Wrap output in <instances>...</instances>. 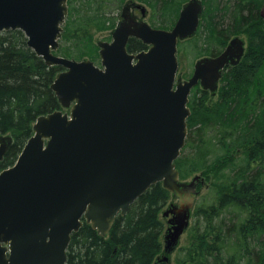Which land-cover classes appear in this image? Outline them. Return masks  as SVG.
<instances>
[{
	"label": "water",
	"instance_id": "water-1",
	"mask_svg": "<svg viewBox=\"0 0 264 264\" xmlns=\"http://www.w3.org/2000/svg\"><path fill=\"white\" fill-rule=\"evenodd\" d=\"M128 3L112 40L99 41L101 66L56 54L68 0H0V31L20 29L47 65H60L51 88L62 107L41 115L15 165L0 171V264H67L72 234L85 219L106 236L118 214L153 184L178 198L165 249L190 224L197 179H181L175 160L188 136L192 88L212 91L223 69L237 64L244 43L234 37L218 56H205L189 79L177 78L178 44L198 32L204 5L188 0L171 29L138 20ZM131 37L149 46L131 52ZM13 137L0 134V161ZM167 260V257H165Z\"/></svg>",
	"mask_w": 264,
	"mask_h": 264
},
{
	"label": "trees",
	"instance_id": "trees-1",
	"mask_svg": "<svg viewBox=\"0 0 264 264\" xmlns=\"http://www.w3.org/2000/svg\"><path fill=\"white\" fill-rule=\"evenodd\" d=\"M80 1L78 10L69 0L62 40L72 42L57 53L82 59L96 54L95 26L114 28L104 8L115 0ZM141 1L162 18H176L183 4ZM204 1L209 17L192 39H199L201 50L217 55L233 35L256 27H262L264 43V0ZM146 48L140 39L129 42L130 51ZM256 55V62L245 55L238 65L228 66L213 104H205V91L196 100L195 89L190 98L189 135L177 167L184 179L198 169L217 176L212 201L201 203L195 212V242L185 247L196 264H264V48ZM62 69L47 65L28 46L22 30L0 32V134L14 137L0 168L15 163L36 119L60 108L51 85ZM170 194L161 182L152 185L125 215L117 216L105 237L85 222L72 235L67 264H154L163 248L160 211Z\"/></svg>",
	"mask_w": 264,
	"mask_h": 264
},
{
	"label": "rangeland",
	"instance_id": "rangeland-1",
	"mask_svg": "<svg viewBox=\"0 0 264 264\" xmlns=\"http://www.w3.org/2000/svg\"><path fill=\"white\" fill-rule=\"evenodd\" d=\"M74 1H75L74 5L76 9L78 10L82 9L81 8L82 2L80 0H74ZM130 1L131 0H124V1L115 0L114 4H109V5L105 4L106 7L104 8V10L106 11L107 17H109L110 19V22H108L109 24L114 23L115 26L119 24V22L122 20V16H121L122 8L125 4L129 3ZM133 1L142 3L147 7V13L144 17L141 15V11L139 9H137V12L139 13V17L141 19L148 21L153 27L170 29L174 26L175 22L178 19L179 15L176 18L173 17L172 15L167 16L166 18H162L161 16L157 15L155 9L151 7L147 2L141 1V0H133ZM182 2L184 3L185 0L181 1V3ZM205 2L206 1L203 0L204 5H205ZM205 6L207 7V4ZM206 7H205V10H206ZM208 14L209 12L207 10L204 11L202 23L203 21L204 22L206 21V17H209ZM262 14L264 16V6L262 7ZM74 18L75 17H73V20ZM67 19H68V16H67ZM113 29L114 28H108V29L106 28V29L99 30L95 26L91 32H93V43L97 46L96 54L94 57L85 56L82 59H91L97 65L101 66V56L99 53L100 46L98 43L101 40H111L112 38L111 32ZM236 35L240 36V38L243 39L245 42V55H248L247 57L252 59V63L256 62L255 61L256 56H257L256 54H260L261 48L262 50L264 48L263 47L264 43L262 40V36H263L262 27H259V28L256 27L254 29L250 28L246 32L235 34L232 37ZM71 42H72L71 40L70 41L62 40L61 38L60 46L64 47L66 45H71ZM198 43L199 45H197ZM200 45H201V42H199L198 38L197 40H192L188 38L186 40H183L182 42L180 41L179 46H178V58H179L178 77L181 76L184 79L189 78L192 72L194 71L196 61L203 56H211V54H209L208 52H204L203 50H201ZM212 45L216 46V44H212ZM213 46H211L210 48H213ZM58 54L61 55V53H58ZM64 57L82 60V59L76 58L75 56H64ZM248 62L250 63L251 61L248 60ZM201 92H202V89H199L198 91H196V95H195L196 100H199L201 97L205 96V95H202ZM206 97H205L206 99L204 100V102L208 106V104H213L215 100H218L219 94L212 93L210 91ZM67 111L69 110H67V108L66 109L64 108V112H67ZM188 150L189 149L187 148L186 152ZM207 171L205 169H202V170L198 169L197 172H194L193 174L189 175L188 177L184 179L185 181H191L194 177H198L197 179L198 194L196 195V208L193 209L192 211L190 224L185 229L182 236L180 237L179 244L171 252H168L165 250V240H166L165 235L167 233V229L170 224L168 223L169 218L164 216L163 212L171 206L172 202H176V198H174L173 195L170 194L169 200L167 201L165 206L161 209L160 219L162 220L164 224V231L161 235L163 248L161 252L159 253V255L156 257L154 264H196V262H192L188 254L185 253V247H189L195 242L196 234L194 231V227H195V221L197 219V217L195 216V212L200 207L201 203L211 202L212 197L214 195L215 190L213 187V182L216 180L217 176L214 175L212 172H209V171L207 172ZM165 257H167V261H164Z\"/></svg>",
	"mask_w": 264,
	"mask_h": 264
},
{
	"label": "flooded vegetation",
	"instance_id": "flooded-vegetation-1",
	"mask_svg": "<svg viewBox=\"0 0 264 264\" xmlns=\"http://www.w3.org/2000/svg\"><path fill=\"white\" fill-rule=\"evenodd\" d=\"M135 12L139 15V13L137 12V9H135ZM221 53V52H220ZM220 53H218L217 55H213V56H218ZM212 56V55H211ZM228 66H231V65H227L226 67H225V69L223 70V75H224V72L226 71V69L228 68ZM223 77V76H222ZM222 81V78H221V80H220V82ZM197 91L199 90V89H202V91H205V92H207L208 94H209V92L210 91H208V90H203V88H201L199 85L197 86V88H195ZM195 91V90H194ZM202 93V92H201ZM216 93V92H215ZM218 93V92H217Z\"/></svg>",
	"mask_w": 264,
	"mask_h": 264
},
{
	"label": "bare ground",
	"instance_id": "bare-ground-1",
	"mask_svg": "<svg viewBox=\"0 0 264 264\" xmlns=\"http://www.w3.org/2000/svg\"><path fill=\"white\" fill-rule=\"evenodd\" d=\"M165 211H166V210H165ZM165 211H164V212H165ZM83 221H84V220H83ZM84 223H85V222H83V225H84ZM86 223H87V222H86ZM88 224H89V223H88ZM83 225H82L81 227H83ZM81 227H80V229H81ZM80 229H79V230H80ZM97 231H98V230H97ZM77 232H78V231H77ZM74 233H76V232H74ZM98 233H99V232H98ZM99 234H100V233H99ZM100 235H101V234H100ZM101 236H103V235H101ZM103 237H105V236H103Z\"/></svg>",
	"mask_w": 264,
	"mask_h": 264
}]
</instances>
